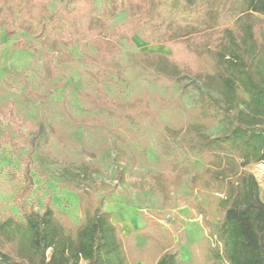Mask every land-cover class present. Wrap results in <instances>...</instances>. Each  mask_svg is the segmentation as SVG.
Returning a JSON list of instances; mask_svg holds the SVG:
<instances>
[{"label": "trees", "instance_id": "obj_1", "mask_svg": "<svg viewBox=\"0 0 264 264\" xmlns=\"http://www.w3.org/2000/svg\"><path fill=\"white\" fill-rule=\"evenodd\" d=\"M127 11L126 25L133 34L146 25L144 40L173 49L172 55L140 52L148 75L159 85L173 86L184 78L188 81L184 85L198 93L195 105L181 104L189 121L179 128L162 125L171 136L198 139L207 174L190 180L203 200L186 203L214 243L203 238L201 258L194 252L180 264H264V201L247 168L264 163V0H128ZM93 13L88 0H0V35L31 36V45L17 40L13 47L34 51L39 46L44 52L41 81L47 92L29 89L33 100L49 99L62 85L56 81L54 59L70 60L68 49L84 36L97 49L93 54L83 52L81 58L94 68L90 77L98 86L108 80L117 45L87 28ZM148 96L159 99L153 92ZM100 98L97 106L107 109L118 129L146 117L143 97L117 104ZM0 117L26 132L22 183L14 198L19 216L0 214V264H179L171 248L178 251L185 242L184 218L170 206L146 215L143 226L124 234L105 210L108 196H97L81 183L63 184L78 196L77 224L53 208L49 198L39 210L29 205L34 157L41 156L39 148L46 138L62 141L65 131L57 122L24 117L12 103L0 104ZM216 127L221 128L218 135L207 134ZM163 162L171 168L158 176L165 190L169 183H180L181 177L173 159ZM78 173L87 183L92 180L87 167ZM161 222L166 224L164 232Z\"/></svg>", "mask_w": 264, "mask_h": 264}, {"label": "rangeland", "instance_id": "obj_2", "mask_svg": "<svg viewBox=\"0 0 264 264\" xmlns=\"http://www.w3.org/2000/svg\"><path fill=\"white\" fill-rule=\"evenodd\" d=\"M88 1L94 13L87 28L104 38H112L117 45L108 80L100 86L89 75L94 68L81 60L83 52H97L93 45H88L89 37L84 36L80 43L68 49L70 60L64 56L54 59L58 67L56 81L62 85L53 89L49 99L33 100L29 89L40 94L47 92L46 84L41 81L44 52L39 46L34 51L13 47L17 40L31 45V36L17 33L6 39L0 35V104L12 103L24 117L57 122L65 131L64 140L48 137L40 145L41 156L34 157V187L27 202L39 210L49 198L53 208L65 212L77 224L80 220L78 196L63 184L68 181L81 183L97 196H108L105 210L112 213V222L120 224L125 234L131 228L144 225L146 215L170 206L184 218L185 242L178 251L171 248L176 252L178 263L185 262L194 252L201 258L200 241L205 238L213 244L214 237L208 234L200 218L186 203L187 199L203 200L190 186L192 177L204 174L207 177L199 155L198 139L171 136L162 127L164 124L179 128L189 121L181 104L195 105L198 93L184 85L188 83L184 78L171 86L159 85L148 75L150 69L142 66L138 58L140 52L172 55L173 49L144 40L146 25L133 34L126 25L128 0ZM51 7L54 9L53 4ZM175 56L179 57L178 52ZM148 92L155 93L159 99L148 96ZM100 97L110 104L143 97L147 104L146 117L140 123L118 129L107 109L97 106ZM162 103L166 106L162 107ZM220 132L221 128L216 127L207 134L216 136ZM25 133V127H14L0 117V214L19 216L14 198L22 183ZM166 159L175 161L181 182L169 183L167 189L162 190L158 176L171 169L163 162ZM82 167L91 172L92 180L88 183L78 173ZM247 168L255 175L264 201V163H252ZM161 226L164 232L166 224L161 222Z\"/></svg>", "mask_w": 264, "mask_h": 264}, {"label": "crops", "instance_id": "obj_3", "mask_svg": "<svg viewBox=\"0 0 264 264\" xmlns=\"http://www.w3.org/2000/svg\"><path fill=\"white\" fill-rule=\"evenodd\" d=\"M79 216H80V213H79ZM145 222H146V220H145ZM143 226V225H142ZM141 227V226H140ZM129 231V230H128ZM124 234H125V232H123ZM128 233V232H127ZM126 233V234H127ZM136 264H144V263H141V262H139V263H136Z\"/></svg>", "mask_w": 264, "mask_h": 264}]
</instances>
